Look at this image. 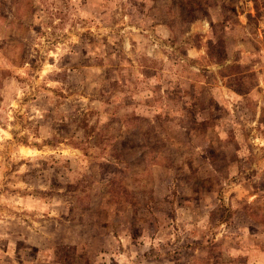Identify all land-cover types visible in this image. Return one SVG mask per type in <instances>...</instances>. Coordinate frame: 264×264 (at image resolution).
I'll return each instance as SVG.
<instances>
[{
    "label": "rangeland",
    "instance_id": "374dc122",
    "mask_svg": "<svg viewBox=\"0 0 264 264\" xmlns=\"http://www.w3.org/2000/svg\"><path fill=\"white\" fill-rule=\"evenodd\" d=\"M258 36L264 0H0V264H264Z\"/></svg>",
    "mask_w": 264,
    "mask_h": 264
},
{
    "label": "crops",
    "instance_id": "0c3cea01",
    "mask_svg": "<svg viewBox=\"0 0 264 264\" xmlns=\"http://www.w3.org/2000/svg\"><path fill=\"white\" fill-rule=\"evenodd\" d=\"M262 32V31H261ZM261 35V34H260ZM260 36H258V39L256 40V46H254L253 42L250 41V45H251V49L249 50L248 54L246 56H248V61L250 62V67L254 66L255 68H251L250 71H257L258 72V68H261V67H264V44H262V40L259 39ZM253 47H257L256 48V51H254L255 49H253ZM260 48V49H258ZM246 56H239V57H235L234 58V62L238 63V64H243L244 61L247 62V60L245 59ZM259 58V59H258ZM244 71V70H243ZM241 71V72H243ZM241 72H234L233 73V78H242L243 74H241ZM220 74H218L219 76ZM263 78L262 77V81H263ZM256 111V109H255ZM259 221V219H257ZM92 262L94 264H102V263H99L95 260H92ZM92 263V264H93Z\"/></svg>",
    "mask_w": 264,
    "mask_h": 264
}]
</instances>
